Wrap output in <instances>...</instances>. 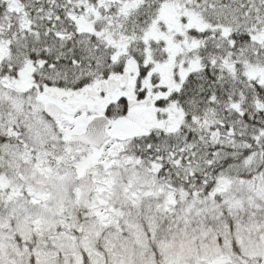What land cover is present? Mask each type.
Segmentation results:
<instances>
[{"label": "snow or ice", "instance_id": "6c2138e0", "mask_svg": "<svg viewBox=\"0 0 264 264\" xmlns=\"http://www.w3.org/2000/svg\"><path fill=\"white\" fill-rule=\"evenodd\" d=\"M0 264H264V0H0Z\"/></svg>", "mask_w": 264, "mask_h": 264}]
</instances>
